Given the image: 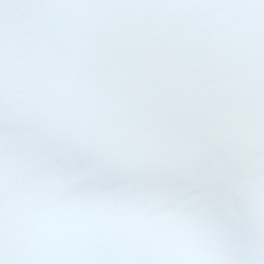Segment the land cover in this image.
<instances>
[{"label": "snow or ice", "instance_id": "obj_1", "mask_svg": "<svg viewBox=\"0 0 264 264\" xmlns=\"http://www.w3.org/2000/svg\"><path fill=\"white\" fill-rule=\"evenodd\" d=\"M0 264H264V0H0Z\"/></svg>", "mask_w": 264, "mask_h": 264}]
</instances>
